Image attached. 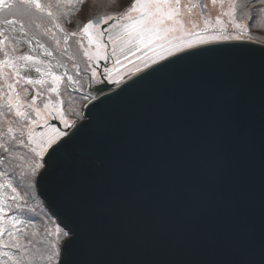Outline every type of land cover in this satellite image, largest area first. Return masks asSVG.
Listing matches in <instances>:
<instances>
[{
	"label": "water",
	"instance_id": "1",
	"mask_svg": "<svg viewBox=\"0 0 264 264\" xmlns=\"http://www.w3.org/2000/svg\"><path fill=\"white\" fill-rule=\"evenodd\" d=\"M190 51L123 85L89 86L81 93L115 91L96 90L83 120L44 154L37 194L61 227L97 237L94 264H264V44ZM217 161L214 189L240 200L250 228L243 251L209 238L214 213L187 212L185 192L208 186Z\"/></svg>",
	"mask_w": 264,
	"mask_h": 264
},
{
	"label": "snow or ice",
	"instance_id": "2",
	"mask_svg": "<svg viewBox=\"0 0 264 264\" xmlns=\"http://www.w3.org/2000/svg\"><path fill=\"white\" fill-rule=\"evenodd\" d=\"M55 2L60 4L84 3V0H48V3ZM258 4L264 6V0H257ZM212 5L219 4L223 6L228 5L227 11L212 18L205 16L203 21V28L200 31H189L185 29L183 17L190 15L197 7L206 8L201 0H133L130 7L126 8L120 13H108L106 15H97L94 19H89L83 25V32L88 38L89 45L95 43L96 50L89 53L88 49L84 50L85 56L91 61L95 60H114L116 65H120L122 60H127L133 55H137L144 47L153 48L154 56L147 57L141 60L143 69L139 65L135 66L133 76L140 74L145 70L159 71V68L153 67L162 61L169 60L170 63L175 61L169 58L177 57L183 58V54L195 55V52L190 50L198 46H211L216 43L241 41L246 34H250V24L254 19H257L260 14H264V7L258 9L256 17L251 15L253 7L252 0H210ZM0 9L4 12L3 23L7 25H15L20 23L19 20L7 19V16L17 17H31L35 12H45L47 9L43 0H0ZM246 10V11H245ZM47 15L53 20L56 17L52 11L47 10ZM227 16V21L222 17ZM242 16L247 17V22L242 19ZM115 22L110 23V21ZM103 26V27H102ZM59 27V25H57ZM198 26L192 25L195 30ZM21 30L24 25L20 24ZM231 29V31H230ZM13 27L11 31H15ZM3 30L0 29V34ZM180 32L184 38L177 39L174 35ZM71 35H76L75 32ZM8 37H4L7 40ZM67 39V36L65 37ZM193 40L195 43H193ZM4 41H0L3 44ZM110 45V50H109ZM158 49V50H156ZM15 49H13V52ZM47 55L51 52L46 50ZM5 59L0 61V64L6 65L12 71L10 76L16 77L11 83H7L8 91L6 93L0 92V96L7 97L8 111L15 112L16 117L26 121V123L12 127L11 123L7 128V134L11 135L17 131L23 137L25 131L27 132V144H36L39 148L33 147L31 150L40 157L43 162L35 164L32 170L33 175L38 172L42 173L47 168V161L44 160V154L49 151L55 152L59 146L58 142H62V138L69 136L67 131H59L55 126H51L48 120L42 116V110L37 106L38 97L43 93L38 89L37 95L31 97V102L23 101L22 98L29 92L27 87H23L21 82L27 85H32L35 89L36 85L43 87L47 83V78H51L52 86L48 88L49 93H58V82L61 77L57 76L51 69V65L41 67L45 62L39 61L36 57L30 55H13L9 52H4ZM158 57V59H156ZM150 61V63H149ZM35 67V71L41 74L40 79L33 80L20 75L22 67ZM104 80L99 83H115L123 85L125 82L121 80H112V69L107 65L104 68ZM92 75H97L96 69H92ZM68 80L73 78L68 76ZM100 97L107 96L115 89H109L108 92L103 89H96ZM99 99V97H94ZM236 103L240 104L242 101L239 96L236 98ZM60 101L54 103L51 100L44 103V110L52 119H59L63 122L65 128L73 125L64 119V114L60 112ZM3 105L0 104V108ZM25 107L31 111L23 110ZM262 107H264V98H262ZM35 113V119L31 113ZM0 115H3L0 112ZM49 128L48 132L37 133L35 131L37 126ZM5 135L0 132V136ZM16 143L26 145L22 138H15ZM3 159V157H0ZM210 183L206 187H192L185 192L187 202V212L190 216L201 217L206 213L212 212L215 214L213 222L207 224L206 231L210 239L217 237L222 238L231 247L243 251L249 242L250 228L244 218L242 204L237 198H224L219 195L214 189V181H216L221 169L219 163H210ZM2 175V174H0ZM4 184H0L3 188ZM13 192L16 189L8 184ZM17 199V197H13ZM25 205L15 204V210L23 214ZM11 212L12 209L10 208ZM4 213V209L0 207V214ZM2 219V216H0ZM11 222V228L7 231V240L3 238L5 229L0 226V247L7 248L9 251L0 252V255L6 257V260H0V264H33L37 259L46 260L47 264H94L88 258L99 244L97 237L88 231H82L77 228L63 226L57 229V236L54 240H48L45 243V248L41 251L37 248L36 243L31 239H27V234L24 229L16 226L21 223L15 216H8ZM28 223H32L31 220ZM35 235V233H33ZM50 235V233H49ZM262 245H264V237H262ZM16 249V254L10 250ZM78 249V251H77Z\"/></svg>",
	"mask_w": 264,
	"mask_h": 264
},
{
	"label": "trees",
	"instance_id": "3",
	"mask_svg": "<svg viewBox=\"0 0 264 264\" xmlns=\"http://www.w3.org/2000/svg\"><path fill=\"white\" fill-rule=\"evenodd\" d=\"M44 5L47 10L52 11L53 15L56 17L53 20L47 15V10L45 12H35L31 17H17V16H7V19L19 20L20 24L24 25V28L36 38L42 45L46 46L53 57L62 65L69 75L73 78V82L76 86V90H71L64 79L61 77L58 82V93H50L52 97L44 98L47 91H42L48 89L52 86L51 82L47 78V83L41 87L36 85L35 89L32 85H25L32 93L34 90L40 89L43 93V102L39 108L44 112V103L51 100L56 102L57 99L60 101V108L64 112L65 116L72 115L73 117H80V112L83 106L90 100L88 96H85L81 91H85L89 84L94 86L98 82L93 80L91 76H88V70L86 67V57L82 54L83 49L78 45V36H84L83 25L87 23L89 19L96 17L97 15H106L108 13H120L126 8L130 7L133 0H84V3H72V4H60L57 5L55 2L48 3V0H43ZM204 4V0H201ZM253 7L251 9V15L256 17L258 14V9L264 7L258 4L257 0H252ZM201 13H204L206 8L197 7ZM246 11V10H245ZM4 12L0 9V21H3ZM247 22V17L242 16ZM59 25V27H57ZM250 34H246L243 40H248L249 42H256L264 44V14H260L257 19H254L250 24ZM0 34V41H4L0 44V58L4 60V52L7 51L13 55H30L36 57L39 61L44 60L38 58L32 53L28 44L21 40L20 38L11 36L4 29ZM75 32L76 35H71ZM8 37L4 40V37ZM67 36V39L65 37ZM13 49L15 51L13 52ZM45 66L48 64L45 62ZM42 66V65H41ZM39 75H41L39 73ZM132 74H125L124 79L128 78ZM7 77V76H6ZM41 76L37 78H31L33 80L40 79ZM4 77L0 76V83H4ZM0 112V132H4L5 135L0 136V184H4L3 188H0V207L4 209V213L0 214L2 219H0V226L5 229L3 238L7 240V231L11 228V222L8 216H15L21 221L16 227L24 229L27 234L25 242L27 239H31L36 243L37 248L41 251L45 248V243L48 240H54L57 236V229L61 228L57 223L56 219L51 215V213L45 207L43 201L38 196L32 170L36 163L42 162L40 157L31 150L30 144H27L26 134L20 136V132L17 131L11 135L7 134V128L11 123L12 127H18V125L26 123V121L16 117L14 112H9L7 108V103H2ZM26 111H31L24 108ZM32 115V113H31ZM15 138H22L25 140L26 145H20L16 143ZM11 184L12 187L16 189V192L12 191V188L8 187ZM17 197V199H13ZM23 204L25 208L23 209V214L20 211L15 210V204ZM12 209L10 212L9 209ZM31 220L32 223H28ZM35 233V235H33ZM50 233V235H49ZM9 251L7 248L0 247V252ZM13 254H16V249L10 250ZM6 257L0 255V260H6ZM33 264H47L46 260L37 259ZM54 264V262H53Z\"/></svg>",
	"mask_w": 264,
	"mask_h": 264
},
{
	"label": "rangeland",
	"instance_id": "4",
	"mask_svg": "<svg viewBox=\"0 0 264 264\" xmlns=\"http://www.w3.org/2000/svg\"><path fill=\"white\" fill-rule=\"evenodd\" d=\"M204 4L207 5L204 13H201L200 10L198 8H196L193 13H191L190 15H185L182 18L184 21V24H185V29H187L189 31H200V29L203 28V21H204L205 16L212 18V20L214 21L215 17L217 15H220L222 12L227 11V8H228L227 4H224L223 6H221L219 4L212 5L210 3V0H204ZM222 19L227 21L228 17L223 16ZM112 22H115V20L110 21V23H112ZM193 24H196L198 26L195 30L192 29ZM230 31H231V29H230ZM82 33H84V32L82 31ZM174 35L176 36L177 39L184 38L180 32H177ZM78 40H79L78 45L80 48L83 49L82 54L84 56H85V54H84L85 49H88L89 53L95 52V50H96L95 43H93L92 45H89L88 38H87L85 33H84V36L83 35L81 37L78 36ZM193 43H195L194 40H193ZM109 50H110V45H109ZM156 50H158V49H156ZM2 55H4V54H2ZM152 56H154L153 48L144 47L143 50H141L137 55H133V56L129 57V59H127V60H122V63L120 65H116L114 60H95V59H93L90 61L87 56H85L86 57L85 63H86V67H87L89 76H91L92 79L96 80V82H98V83H99V81L104 79V75H105L104 74V68L106 65L110 69H112V80L113 81H117V80L124 81L125 79L123 78V76H125V74H132L135 71L136 65H139V67H141L143 69V63H141V60H143L147 57H152ZM3 58L5 59V56ZM156 59H158V57H156ZM0 61H3V60H1V58H0ZM149 63H150V61H149ZM41 67L43 68L46 66L43 64ZM93 68L96 69V73H97V75L95 77H93V75H92V69ZM11 71L12 70L10 68H8L6 65L0 64V76L4 77V81H3L4 83H0V92L6 93L8 91L7 86H6L7 83H11L13 79H16V77L10 76ZM20 75L24 76L26 78H37V77L41 76V75H39V73H37L35 71V67H31V66L22 67L20 70ZM57 76H59V75H57ZM48 80L51 82L50 77L48 78ZM21 83L24 84V82H21ZM23 87H25V85H23ZM30 90H32V89H30ZM38 90L41 92L40 89H38ZM42 91H47V94L44 96V98L52 97L47 89L42 90ZM33 95H37L36 90H34L32 93L28 92V94L22 98V102L23 101L31 102V97ZM88 98H91V97L88 96ZM0 100H3L2 103H6L7 97L6 96H0ZM41 100H44L43 96L38 97V101H37L38 107L43 103V102L40 103ZM84 106H83V108H84ZM59 108H60V106H59ZM23 110H25V109H23ZM60 112H62L64 114V112L62 111L61 108H60ZM82 114H83V109L80 112V117H73L72 115H68V116L64 115V119L67 120L68 122H70L72 125H74L75 122L83 120ZM45 115L46 116H44L42 114V116H44V118L48 120L49 125L55 126L59 131H66L68 129V128L64 127L63 122L61 120H59V119L54 120L50 116H48L46 111H45ZM32 116L35 119V113L34 112H32ZM56 123H59V126H57ZM40 125L41 126H37L35 129V131L37 133L49 131V128L42 126L43 121L40 122ZM69 128H71V127H69ZM25 134H26V138H27V132L26 131H25ZM30 145H31V147H37V150L39 151V148L36 144H30Z\"/></svg>",
	"mask_w": 264,
	"mask_h": 264
},
{
	"label": "bare ground",
	"instance_id": "5",
	"mask_svg": "<svg viewBox=\"0 0 264 264\" xmlns=\"http://www.w3.org/2000/svg\"><path fill=\"white\" fill-rule=\"evenodd\" d=\"M15 28V31H11L12 28ZM1 28H5L7 31H9L10 33H12L14 36L20 38L21 40L25 41L28 46L31 48L32 52L38 56L39 58L43 59L45 62L48 63V65L52 66V71L54 73H56L57 75L61 76L63 78V76L67 77L66 71L64 68L61 67L60 64H57L56 61L54 60V58L52 57V55H47L46 54V50L48 52H50V50L42 45L36 38H34L25 28H23V30H21L20 28V24H15V25H7L4 23L0 22V29ZM90 93V100L96 96V90H90L88 91ZM42 114L44 116L45 115V111H42Z\"/></svg>",
	"mask_w": 264,
	"mask_h": 264
}]
</instances>
